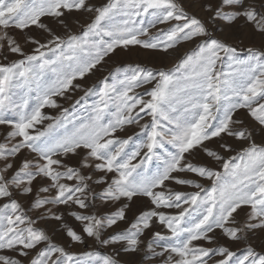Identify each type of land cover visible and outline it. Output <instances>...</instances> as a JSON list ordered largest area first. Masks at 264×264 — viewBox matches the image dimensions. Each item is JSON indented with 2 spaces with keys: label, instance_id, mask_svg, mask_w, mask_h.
Masks as SVG:
<instances>
[{
  "label": "snow or ice",
  "instance_id": "6c2138e0",
  "mask_svg": "<svg viewBox=\"0 0 264 264\" xmlns=\"http://www.w3.org/2000/svg\"><path fill=\"white\" fill-rule=\"evenodd\" d=\"M74 10L94 13L79 34L62 37L41 23L42 17L49 16L64 24L60 18ZM204 10L212 22H243L264 38V0H219L215 5L207 3ZM145 16L150 17L147 22ZM173 21L167 29L149 35V28ZM33 25L47 31L50 39L42 43L28 37L27 42L36 47L26 54L6 30L22 31ZM0 29L5 30L0 31V54L6 43L8 52L22 57L0 63V125L11 129L0 143V161H4L0 200L7 201L0 205V264H118L98 251L68 252L35 226L38 220L58 221L71 242L84 243V236L65 222L64 213L53 208L89 209L93 207L89 195L104 203L125 201L100 216L68 212L81 223L82 232L102 246L122 244L124 252L141 251L145 244L141 237L157 222L169 234L155 231L144 254L161 258V264H264V254L250 245L237 257L216 236L219 230L228 241H242L248 233L264 229V145L256 144L247 128L238 127L243 120L234 119L244 109L264 128V47L238 49L216 38L177 0H108L102 7L86 0H0ZM197 38L203 39L170 71L129 65L122 77L112 75L111 82L107 77L101 81L98 91L95 86L86 89L71 113L62 108L53 117L42 111L61 108L55 98H67L66 93L80 89L74 81L91 73L117 48L140 46L167 52L181 41ZM242 51L246 52L243 58ZM153 82L148 99L135 92ZM89 94L97 99L81 105L83 114H78L76 105ZM145 116L150 119L141 123ZM129 125L140 128L143 138L138 143L133 136H116ZM223 136L248 144L225 158L205 144ZM130 142L134 149L129 152ZM197 148L220 163L221 170L190 162L187 156ZM220 148L233 150L228 143ZM23 149L34 156L24 159L9 176L14 167L11 160ZM72 157H79L78 165L66 162ZM153 161L157 162L154 170L148 167ZM96 173L103 175L94 179ZM180 173H192L211 184L206 188ZM38 178L47 183L37 189L28 210L43 209L34 219L14 194L33 196ZM169 182L198 191H177ZM93 184L104 187L96 193ZM139 197L147 198L153 207L141 211L123 231L103 238L105 229L127 219L134 198ZM242 206L250 211L238 220L235 214ZM162 209L177 211L169 214ZM200 241L214 246L205 247Z\"/></svg>",
  "mask_w": 264,
  "mask_h": 264
},
{
  "label": "rangeland",
  "instance_id": "374dc122",
  "mask_svg": "<svg viewBox=\"0 0 264 264\" xmlns=\"http://www.w3.org/2000/svg\"><path fill=\"white\" fill-rule=\"evenodd\" d=\"M89 5H94L96 7L104 6L108 0H86ZM179 4H181L186 12L190 15H195L204 21L208 27L209 32L218 39L225 41L226 43L232 44L238 49H246L247 47L254 46L256 48L264 47V38H262L259 34H255L251 28V25H244L243 22H239L238 24L228 25L223 20H216L212 22L209 20V13L204 10V6L211 2L214 5L219 3V0H177ZM94 13H89L86 11H72L65 12L64 16L60 19H63L64 24H61L56 18L45 16L41 18V23L47 25L51 32L60 35L62 37H66L69 34H79L82 32L83 27L91 22ZM145 22L150 19V17H144ZM175 22H169L168 24H159L155 28H149V35H154L157 33L158 29H167L171 24ZM66 25V26H65ZM0 31H5L0 29ZM10 36L15 38V40L20 44L23 51L26 54H31L36 45L27 42L28 37H34L35 39L40 40L42 43L46 42L50 39V35L44 29L38 28L35 25L30 26L27 29L19 30L15 27H10L6 30ZM141 39H147V37H141ZM203 38H197L191 41H181L174 48L169 49L167 52H164L161 49H146L140 46H129L127 49L125 48H117L113 53L109 54L105 57L104 61L97 66L91 73L87 74L83 79H78L74 81V84H80L82 87L80 89H75L66 93L67 98L56 97L58 104L61 105V108H44L42 111L48 115L53 117L60 114L62 108H68L69 112L73 111L72 105L75 104L80 97L85 95V90L88 88H92L95 86V89L98 91L101 86L100 82L103 81L106 77L109 82L112 80V75L123 76L124 72L127 70L128 66L131 65L135 67L139 65L140 67L153 70L157 72L159 70L170 71L172 70L177 63L189 52L194 50L196 46L201 42ZM51 55V54H49ZM241 58L246 55V52L240 53ZM5 56L7 59L5 60ZM19 55L12 54L7 51V46L5 43V49L3 54H0V63H10L12 61L21 59ZM218 69L221 68V65L218 63ZM226 70V69H224ZM154 86L153 83H149L143 85L140 88L135 89V92L144 96L145 99H148L146 93L151 90ZM97 97L94 94H89L85 97L84 100L81 101L80 105H76V109L78 114H83L81 105L87 103L91 105ZM149 117H144V120L141 123H145L149 120ZM234 119H241L244 121L243 125H238V127L247 128L252 132V139L256 144L264 145V128L260 126L256 121H254L250 116H248L247 111L244 109L238 110L234 114ZM48 123V122H45ZM40 127V126H38ZM71 127V125H69ZM10 127L8 125H0V143L5 142L6 134L10 131ZM116 136L120 138H127L128 136H133L134 140L138 143L140 139L143 138V134L141 130L136 125H129L124 128L123 131H118ZM15 141H13L14 143ZM221 143H228L232 146L231 152H225L222 148H220ZM206 146L210 149H213L219 152L223 157L228 158L230 156H235L237 152L240 151L241 148L246 147L247 141H238L235 138L223 136V138H213L211 141L205 142ZM134 149V144L130 142L129 146H127L126 151H132ZM34 156L33 153H30L27 149H23L14 159L11 160L14 167L8 173L9 176L20 166L24 159H31ZM140 158L133 161V163L138 162ZM187 159L198 165H206L212 167L217 170L220 169V163L209 158L204 151L200 148L193 150L192 155L187 156ZM79 157H72L70 159H66V162L71 165H78ZM4 161H0V167L3 166ZM156 161H153L151 165H148L149 168L155 169ZM90 171V170H85ZM103 175L102 173H96L94 175V179L97 176ZM112 174H109V177ZM181 176H186L188 178L196 180L198 183H201L206 188L210 186L211 182L207 179L197 177L192 173H180ZM47 181L40 180L38 178L37 181L33 183V196H21L19 194H14V198L17 199L23 209L28 211L30 209V205L32 203L33 197L37 191V189ZM68 183H74L73 181H69ZM104 185H92V189L94 192L99 193L102 191ZM169 187L174 190L190 193L193 191H198L191 186L187 185H177L173 182H169ZM45 194V195H51ZM89 200L92 203L93 207L89 209H79L75 205L72 206L71 209L65 206H58L53 208V211L64 213L65 222L73 227L79 234L84 236V243H74L71 242L67 237L65 231L61 228L60 222L47 219V220H38V223L35 225L37 228L44 229L46 234L49 235L53 243H56L59 246L65 247L66 251L76 253L77 255L82 254L84 252L89 251H98L102 255H109L113 257L118 264H161V258L157 257L154 259H149L145 257L146 244L147 241L152 238V235L155 231H160L165 235H168L167 229L163 226L159 225L157 222L153 223V227L149 230H146L144 235L141 237L142 240L145 241V244L141 245V251L137 252H124L122 251V244H114L109 246H102L97 243L93 238L87 237L82 232V225L80 222L76 221L73 217L68 215L69 211H77L84 214L95 213L96 215H105L115 211L122 203L121 202H109L104 203L99 198L92 200L91 195H89ZM7 201L0 200V205ZM51 207V206H49ZM153 207L150 204V201L147 198L139 197L134 198L129 210L126 213L127 219L125 221L118 222L117 225L113 226L111 229H105L103 232V238H107L109 235L123 231L126 229L129 224L134 220V218L139 215L141 211H145ZM166 213L174 214L176 209H162ZM42 210H33L28 211V214L36 219L39 217ZM250 211L248 206H242V209L238 210L237 219L244 220L246 218V214ZM217 241L219 244L228 246L232 251L236 253L237 257L245 254L246 248L250 245L256 252L264 254V229H257L255 232L248 233L247 240L242 241H228L220 235L219 230L216 232ZM199 243L203 244L205 247H213L214 245L208 244L205 241H200ZM44 245L41 244L40 247ZM235 260V258H234Z\"/></svg>",
  "mask_w": 264,
  "mask_h": 264
}]
</instances>
